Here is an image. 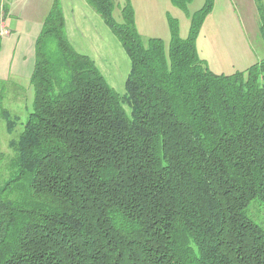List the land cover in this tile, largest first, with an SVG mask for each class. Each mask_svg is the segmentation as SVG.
Here are the masks:
<instances>
[{
  "label": "trees",
  "instance_id": "trees-1",
  "mask_svg": "<svg viewBox=\"0 0 264 264\" xmlns=\"http://www.w3.org/2000/svg\"><path fill=\"white\" fill-rule=\"evenodd\" d=\"M85 2L128 57L124 92L73 47L52 0L19 133L1 111L0 264H264L248 214L264 206V57L208 68L196 39L214 0H171L190 28L180 38L168 15L167 47L138 33L129 0Z\"/></svg>",
  "mask_w": 264,
  "mask_h": 264
},
{
  "label": "rangeland",
  "instance_id": "rangeland-1",
  "mask_svg": "<svg viewBox=\"0 0 264 264\" xmlns=\"http://www.w3.org/2000/svg\"><path fill=\"white\" fill-rule=\"evenodd\" d=\"M1 2H5L7 13L3 17V10L0 9V150L8 152L7 141L10 135L6 133V119L1 111L6 109L11 117L18 116L16 131L19 133L28 111L31 110L30 103L33 100L29 78L35 63V41L52 0H1ZM177 9L190 21L183 10L178 7ZM188 10L194 11L189 7ZM114 17L120 20L117 10L114 11ZM174 19L177 21L179 34L180 22ZM259 24H262V27L259 25L252 28L253 30L249 27L243 30L237 21L230 20L227 28L237 34V39L239 38L237 42L232 43L220 41L218 37L221 31L227 28L213 25L209 27L206 34L213 39L209 43L210 57L204 60L208 68L215 73H232L260 61L264 57V18ZM108 30L119 53V63L114 64L119 71L115 81H111L109 75L105 74L104 77L117 93L122 94L124 80L129 70V60L116 37L110 29ZM187 32L189 33V30ZM14 135L13 132L12 137ZM248 214L264 229V206L252 202Z\"/></svg>",
  "mask_w": 264,
  "mask_h": 264
},
{
  "label": "crops",
  "instance_id": "crops-1",
  "mask_svg": "<svg viewBox=\"0 0 264 264\" xmlns=\"http://www.w3.org/2000/svg\"><path fill=\"white\" fill-rule=\"evenodd\" d=\"M129 1L134 13L135 27L141 36L160 38L167 47L171 38L169 15L180 22V38L187 37L190 21L172 4L171 0ZM118 2L123 5L125 0H118ZM204 2L205 0H191L188 7L195 11L202 7ZM61 5L70 43L78 52L93 59L103 75H109L111 81L117 80L119 68L114 64L119 63V53L102 19L85 0H62ZM263 12L264 0H214L213 8L205 17L196 39L199 57L203 60L210 57L208 52L211 45L209 43L213 38L206 34L209 27L213 25L227 28L230 20L237 21L243 30L259 25L262 27L259 21L264 18ZM236 35L227 28V30H222L218 37L220 41L232 43L239 40Z\"/></svg>",
  "mask_w": 264,
  "mask_h": 264
}]
</instances>
